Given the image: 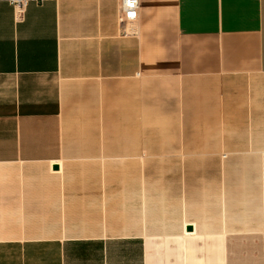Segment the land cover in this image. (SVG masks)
Wrapping results in <instances>:
<instances>
[{"label":"crops","instance_id":"0c3cea01","mask_svg":"<svg viewBox=\"0 0 264 264\" xmlns=\"http://www.w3.org/2000/svg\"><path fill=\"white\" fill-rule=\"evenodd\" d=\"M138 1L122 32L120 0H30L21 17L0 0V264L236 263L192 223L160 242L144 229L154 214H104L89 189L45 185L264 132V0Z\"/></svg>","mask_w":264,"mask_h":264},{"label":"rangeland","instance_id":"374dc122","mask_svg":"<svg viewBox=\"0 0 264 264\" xmlns=\"http://www.w3.org/2000/svg\"><path fill=\"white\" fill-rule=\"evenodd\" d=\"M257 82L256 120L257 107L264 104V92L259 91L262 86L264 89V78ZM258 125L221 137L226 138V151L130 156L124 158V166L122 160L117 164L114 159L109 160V168L83 167L61 172L60 177L46 180L45 185L89 189L79 194L97 199L94 206L104 214H154L155 219L146 220L144 229L147 235L154 233L160 242L165 237H180L182 225L192 223L207 242L222 243L224 256L235 264L261 263L264 132ZM100 170L111 173L92 174Z\"/></svg>","mask_w":264,"mask_h":264},{"label":"built area","instance_id":"2783aa9c","mask_svg":"<svg viewBox=\"0 0 264 264\" xmlns=\"http://www.w3.org/2000/svg\"><path fill=\"white\" fill-rule=\"evenodd\" d=\"M13 9H15L16 15L21 17L25 7L28 5L30 0H9ZM138 0H120V14L118 21H120V26L122 32H124V27L126 24L133 22L137 16L138 11Z\"/></svg>","mask_w":264,"mask_h":264},{"label":"water","instance_id":"95a60500","mask_svg":"<svg viewBox=\"0 0 264 264\" xmlns=\"http://www.w3.org/2000/svg\"><path fill=\"white\" fill-rule=\"evenodd\" d=\"M52 167H53L54 170H58V167H56L55 165L52 166ZM186 230L190 232V231L193 230V228L188 225V226H186Z\"/></svg>","mask_w":264,"mask_h":264}]
</instances>
